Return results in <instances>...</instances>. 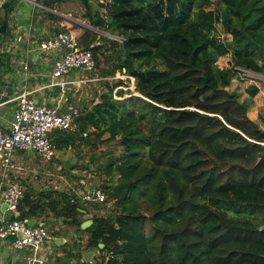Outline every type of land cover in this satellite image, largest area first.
<instances>
[{
  "label": "trees",
  "instance_id": "obj_1",
  "mask_svg": "<svg viewBox=\"0 0 264 264\" xmlns=\"http://www.w3.org/2000/svg\"><path fill=\"white\" fill-rule=\"evenodd\" d=\"M80 1L91 26L122 38L97 41L85 30L81 46L98 66L108 41L114 57L103 77L125 73L140 95L119 88L115 98L123 80L105 82L74 130L49 136L56 150L119 144L99 183L115 211L81 229L86 206L77 193L24 192L13 218L51 213L58 229L78 231L75 240L86 233L76 252L62 248L78 257L69 264H264V112L258 121L247 114L257 86L244 101L228 88L235 67L264 74V0H95L103 12ZM82 246L98 250V260H81Z\"/></svg>",
  "mask_w": 264,
  "mask_h": 264
},
{
  "label": "crops",
  "instance_id": "obj_2",
  "mask_svg": "<svg viewBox=\"0 0 264 264\" xmlns=\"http://www.w3.org/2000/svg\"><path fill=\"white\" fill-rule=\"evenodd\" d=\"M65 2L66 0H60L52 9L43 5L40 0H38L39 5H34L27 0H0V124H2L5 119L11 118L16 108V101L13 98L21 91H28L29 96L38 104L45 103L48 106H54V101L61 91V86L56 85L48 87L45 85L49 82L52 61L58 54L48 57L38 50L37 45L41 40L59 31L70 32L80 43V38L86 30L81 26H77V20L69 14H60V12L57 11ZM8 3L9 5L7 7ZM41 6H44V8ZM37 7L40 8V10H37ZM1 10L3 13H1ZM53 10H56V14L60 18L56 17L51 12ZM6 11H8L7 14ZM5 22L6 28L3 29ZM70 73L62 79L65 81H75L78 79L92 80L82 77L80 72V75H76L73 72ZM86 82L87 81L81 83ZM231 84L232 81L230 85ZM76 85H79V83H69L65 86L67 98L71 88H74ZM239 85H242V88H229V90L236 92L239 96V100L244 101L247 99V88L253 84L248 85L245 81L240 82ZM254 85L258 87V93L254 96L252 105L248 109L247 114L250 119L258 121L259 110L261 107H264V104L257 99L260 97V94L263 93L264 95V87H260L257 84ZM75 90H77V88H74V91ZM69 105H71L70 101L67 102L66 108ZM96 146H92L90 143H81L79 147L71 148L69 146L62 150H56L54 146L53 158L48 161L41 159L35 151H16L15 159L23 164L24 170L18 174H11L6 181L17 179L23 186L24 192L29 193L32 198L36 197L41 191H53L55 193L64 192L68 194L75 192L80 196L83 189L87 191L97 185L94 183V180L89 183L90 185H86L85 180L80 176L81 173L78 168L71 170V172H74L73 176L71 172L67 173L69 178L59 171L61 169H68L64 167V161L72 157L76 158L75 163L78 161L86 165L90 162V166L94 163L95 165L99 164L100 162L97 163V156L101 154V152H99L101 147L99 145ZM57 151L63 152L62 160L56 156ZM76 151H79L78 157L74 155ZM81 155L83 157L79 159ZM80 160L82 162H80ZM90 169L91 168H89V170ZM90 173L89 171V174ZM74 176H76V178H73ZM94 207L97 208L98 206L94 205ZM96 208H91L90 210L80 209L82 218L84 220H89L92 216H102L100 214L102 210ZM17 215V210H9L5 203L0 202V216L2 218L7 219ZM40 217L27 218L28 221L32 222L34 219L37 225L44 226L51 236L40 248L39 254L42 262L38 264H59L57 262L64 259L70 260L69 263H75L77 259L75 260L74 257L68 258L66 252H64L62 248H70L71 252H76L77 249L73 247L75 242H80L81 245L85 246L88 237L86 236L87 234L84 233L82 239L75 240V238H78V231L76 232L74 227L64 225V227L58 229V226L54 224L57 223L61 225L62 222L61 220L57 221L51 213H44L40 215ZM55 229H58V233L52 234ZM13 237L14 236L9 237L6 240L0 239V264H29L28 257L31 255L32 250L29 248H13L10 244V240ZM55 237L61 238L58 244L54 242ZM86 251H93V255L89 262L98 260V250L85 249L81 252ZM81 260H83V257Z\"/></svg>",
  "mask_w": 264,
  "mask_h": 264
},
{
  "label": "built area",
  "instance_id": "obj_3",
  "mask_svg": "<svg viewBox=\"0 0 264 264\" xmlns=\"http://www.w3.org/2000/svg\"><path fill=\"white\" fill-rule=\"evenodd\" d=\"M27 1L39 5L38 0ZM41 7L44 8V6ZM117 40L122 42L120 37H117ZM37 48L48 57L58 54L52 61L49 82L45 86L59 85L61 91L54 101V106L38 104L29 96L28 91H21L13 98L16 101V108L11 118L5 119L0 124V202L5 203L12 211L17 210V204L24 194L23 186L17 179L6 181L11 174H18L24 170L23 164L15 159V152L31 150L43 160L48 161L53 158L54 144L49 133L74 130V120L79 114V110L72 105L66 108L68 98L65 86L69 83L88 81L86 79L65 81L62 78L73 70L88 72L95 68L92 51L83 48L70 32L59 31L41 40ZM235 69L236 77L242 80H248L254 84L261 80V73L239 67ZM129 78L132 77L129 76ZM119 88L122 86L113 89V97L117 98L116 91ZM80 198L83 202L90 204L100 205L106 202V195L99 187L81 192ZM28 222L27 218L4 219L0 216V239L6 240L14 236L10 240L11 246L15 249H31L28 263L38 264L42 262L40 248L51 236L44 226L37 224L30 226ZM20 231H22V237L18 236Z\"/></svg>",
  "mask_w": 264,
  "mask_h": 264
},
{
  "label": "rangeland",
  "instance_id": "obj_4",
  "mask_svg": "<svg viewBox=\"0 0 264 264\" xmlns=\"http://www.w3.org/2000/svg\"><path fill=\"white\" fill-rule=\"evenodd\" d=\"M92 4H93L94 9H98L100 12H103V8L99 9L97 7L95 0H92ZM36 9L40 10V8H38V7ZM57 11L60 12V14H62V13L66 14V15L69 14L70 16L75 18V20H77V22H78V24L76 23L77 26H81L84 30L86 29V30L92 31L96 35L97 41L100 40V38H109V39L117 40V36L112 35V34L106 32V31H103L101 29L95 28V27L91 26L89 22H87L88 19L84 15L85 9H84V6L82 5L80 0H66L65 4L60 6V8ZM51 12L56 17H59L56 14V10H53ZM1 13H3L2 10H1ZM108 46H109V42L106 41V43L103 45V48L101 49V51L97 52V59L99 61L98 66H95V68L92 71L80 72L82 74V77L90 78L92 80L87 81L86 83H79V85H76L74 87V88H77V90L74 91V88L72 87L68 93V101H70L71 105L75 106L79 110V112L83 109L84 105L87 104V107H90L92 102H95L98 100L99 94H101V92H103L106 88L105 82H108L109 84H113L116 80L121 79V80H123V88L122 89L125 92L130 91V92H132V94L138 93V92H135V89H134L135 88L134 78L133 77L129 78V76L126 75L125 73L117 71L114 76L103 77L104 70L109 69L108 59L114 57V53L112 52L111 49L108 48ZM228 60H229V57L223 56L218 60V64L222 67L227 66ZM112 64L115 65V62L113 61ZM71 72L75 73L76 75H80L79 72H77L76 70H73ZM260 76H261V80L256 81V83L258 86L264 87V74H262ZM245 81H246V84H248V85L249 84L254 85V83L251 81L242 80L238 76L237 77L235 76L232 80V84L228 88H231V89L240 88V87L242 88V85H239V84H240V82H245ZM124 95H126V94H124ZM127 95H129V94H127ZM247 98H248V96H247ZM257 100L260 102H263V104H264L263 93L260 94V97H258ZM259 112H264V107H261ZM97 145H99L101 147V149L99 151V152H101V154L97 156L98 157L97 163L98 162H100V163L97 165H95V163H94L91 166L90 170H89V168H88V170L83 169L82 167H81V169L78 168L80 170V173H81L80 176H81V178H83L85 180L86 185H90L89 183L92 180H94L95 184L99 185V183L104 179L103 178L104 175H101V173H100L101 166H103V164L106 163V161H107L106 159L108 157L109 158H115L120 154V151H121V147L119 146V144L116 141H102L100 143H97ZM56 156L62 160L63 152L57 151ZM82 157L83 156L81 155L79 159H81ZM66 161H68V160H66ZM66 161H64V162H66ZM80 162H82V161L80 160ZM88 167H89V165H88ZM68 169H70V168H68ZM68 169L67 170L61 169L59 172L63 173L67 178H69V176L67 175ZM89 171L91 172L90 174H89ZM85 191L86 190L83 189V192H85ZM82 203L86 204L85 206H86V209H88V210H90L91 208H96V207H94L93 204L84 203V202H82ZM97 206L98 207L96 209L102 210L100 213L102 216L114 214L115 210H113L114 209L113 208L114 207L113 201H106L105 203L97 205ZM88 207H90V208H88ZM82 236H84L83 233H82ZM79 249H80V251L85 250L83 248V246H82V248H79ZM81 253H83V252H81ZM81 256H82V254H81ZM74 259L76 260V259H78V257H74ZM69 261L70 260L64 259V260H61L57 263L68 264Z\"/></svg>",
  "mask_w": 264,
  "mask_h": 264
},
{
  "label": "water",
  "instance_id": "obj_5",
  "mask_svg": "<svg viewBox=\"0 0 264 264\" xmlns=\"http://www.w3.org/2000/svg\"><path fill=\"white\" fill-rule=\"evenodd\" d=\"M132 95H140V94H138V93H133ZM75 161H76V158H75V157H72L70 160L64 162V167H66V168H71L72 165L75 163ZM89 168H91L90 165H89ZM71 174H72V176H73V175H74V172H71ZM95 187H99V185H96ZM5 205H6V204H5ZM6 206H7V205H6ZM82 211H83V210H82ZM92 223H93V221H92L91 219H89V220H84V221H82V223L80 224V228H81V229H85V228L91 226ZM35 224H36V223H35V220H34V219L32 220V222H31V221L28 222V225H30V226L35 225ZM262 228H264V227H262ZM18 236H19V237H22V231L18 232ZM59 239H61V238H59V237H55V238H54V242H56V243L58 244ZM99 247H103V244H102V243H99ZM92 255H93V251H86V252H83V253H82L83 260L86 261V262H89V261L91 260Z\"/></svg>",
  "mask_w": 264,
  "mask_h": 264
}]
</instances>
